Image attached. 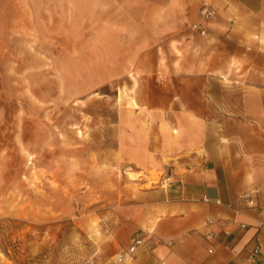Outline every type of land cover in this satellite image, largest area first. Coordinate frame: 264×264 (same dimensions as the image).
Listing matches in <instances>:
<instances>
[{"label": "crops", "instance_id": "1", "mask_svg": "<svg viewBox=\"0 0 264 264\" xmlns=\"http://www.w3.org/2000/svg\"><path fill=\"white\" fill-rule=\"evenodd\" d=\"M205 3L216 15L201 35L193 26ZM95 8L99 68L121 85L117 100L129 96L121 148L139 175L118 230L122 252L137 237L144 243L123 264H248L257 242L252 264H264V0H98ZM153 170L169 176L145 187L141 174Z\"/></svg>", "mask_w": 264, "mask_h": 264}, {"label": "rangeland", "instance_id": "2", "mask_svg": "<svg viewBox=\"0 0 264 264\" xmlns=\"http://www.w3.org/2000/svg\"><path fill=\"white\" fill-rule=\"evenodd\" d=\"M97 1L0 0V264H123L117 215L139 175L121 148L129 96L99 68Z\"/></svg>", "mask_w": 264, "mask_h": 264}, {"label": "built area", "instance_id": "3", "mask_svg": "<svg viewBox=\"0 0 264 264\" xmlns=\"http://www.w3.org/2000/svg\"><path fill=\"white\" fill-rule=\"evenodd\" d=\"M200 15H201V18H202V22L199 23V24H195L193 26V29L195 31L199 32L201 35H206L207 34V30L203 26V23L204 22H208L209 20H211L216 15V10L211 5L205 3L201 7ZM204 200L206 202H209L210 201L209 198H205ZM216 203L217 204H221V201L220 200H217ZM208 222H209V224H213L214 223V221L212 219L209 220ZM221 225L222 226H225L226 225V222H222ZM241 226H242L243 229H245L247 227L245 224H242ZM212 237H213L212 235H209L208 236L209 239H212ZM143 243H144V240L141 237H137V238L133 239L130 247L128 248V250L127 251H124L122 253H119L117 255V262L118 263H125V262H127V260H129L132 257L133 254H135V252L137 251L138 247L140 245H142ZM210 252L212 253L213 250H210ZM260 252H261V246L257 242V244L253 248L252 255H250L247 258V263L248 264H252L253 263V260H254V256L255 255H259Z\"/></svg>", "mask_w": 264, "mask_h": 264}, {"label": "bare ground", "instance_id": "4", "mask_svg": "<svg viewBox=\"0 0 264 264\" xmlns=\"http://www.w3.org/2000/svg\"><path fill=\"white\" fill-rule=\"evenodd\" d=\"M130 176H131L132 178H134V177H135V175H133V174H131V173H130Z\"/></svg>", "mask_w": 264, "mask_h": 264}]
</instances>
